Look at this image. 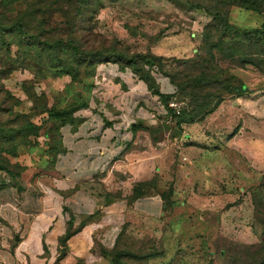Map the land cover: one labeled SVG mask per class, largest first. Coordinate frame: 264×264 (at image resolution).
Returning <instances> with one entry per match:
<instances>
[{
    "label": "rangeland",
    "instance_id": "obj_1",
    "mask_svg": "<svg viewBox=\"0 0 264 264\" xmlns=\"http://www.w3.org/2000/svg\"><path fill=\"white\" fill-rule=\"evenodd\" d=\"M131 78L146 85L160 152L178 136L191 151L211 150L205 139L219 131L246 140L253 129L235 108L264 93V0H0V188L51 173L58 115L99 101L102 92L120 93ZM247 169L255 170L244 154L226 161L216 190L225 221L199 226L198 240L184 238L195 231L192 222L180 224L183 234L164 222L158 238L122 230L92 264L102 253L108 264H264V172L257 185L237 187ZM193 180L184 199L213 202L215 188L201 192L199 177ZM159 185L165 216L177 217L174 181L161 177ZM202 214L193 208L181 216Z\"/></svg>",
    "mask_w": 264,
    "mask_h": 264
},
{
    "label": "crops",
    "instance_id": "obj_2",
    "mask_svg": "<svg viewBox=\"0 0 264 264\" xmlns=\"http://www.w3.org/2000/svg\"><path fill=\"white\" fill-rule=\"evenodd\" d=\"M130 80L120 93L102 92L99 101L52 123L57 144L51 155V173L40 172L33 180L0 188V264H92L101 249H113L122 230L158 238L164 222L178 228L181 223H193L195 231L184 238L198 240L203 233L199 226L207 230L225 221L226 214L216 212L221 198L216 190L227 160L232 163L240 154L246 155L257 171H242L236 186L258 184L264 172V136L258 134L264 130V93L254 92L235 108L245 114L244 125L256 135L250 132L243 140L241 136L224 137L219 131L205 139L204 145L211 150L202 147L199 151L181 146L182 136H178L169 140L171 146L164 154L152 139L159 121L149 119L152 105L143 97L148 92L146 85ZM223 107L221 103L215 114ZM201 124H208V117ZM230 172L239 177L233 166ZM195 175L200 180L197 190L215 188L213 202L211 197L205 202L194 196L184 199L191 193ZM161 177L177 187L171 198L174 207L181 213L201 208L204 214L196 220H184L181 213L165 216ZM206 213H213L215 220L210 221ZM183 229L184 225L181 234ZM103 255L95 264L109 263Z\"/></svg>",
    "mask_w": 264,
    "mask_h": 264
},
{
    "label": "trees",
    "instance_id": "obj_3",
    "mask_svg": "<svg viewBox=\"0 0 264 264\" xmlns=\"http://www.w3.org/2000/svg\"><path fill=\"white\" fill-rule=\"evenodd\" d=\"M218 16H219V15H215V16H214V19L217 18ZM221 20H223V19H221ZM131 63L134 64V61H131ZM139 74H140V73H139ZM140 76H141V75H140ZM140 79H143L144 82L147 83V85L149 86L150 89L153 88L152 78H151L149 75H145V76H143V77H140ZM76 110H77V109H76ZM73 112H74V111L72 110V112L61 113V114L58 115V119H57V120H59V121H63V120H65V119H68V118L72 115Z\"/></svg>",
    "mask_w": 264,
    "mask_h": 264
},
{
    "label": "built area",
    "instance_id": "obj_4",
    "mask_svg": "<svg viewBox=\"0 0 264 264\" xmlns=\"http://www.w3.org/2000/svg\"><path fill=\"white\" fill-rule=\"evenodd\" d=\"M173 108H174V113H175L176 115H178V114H179V108L176 107V106H174ZM152 117H154V114H152Z\"/></svg>",
    "mask_w": 264,
    "mask_h": 264
}]
</instances>
